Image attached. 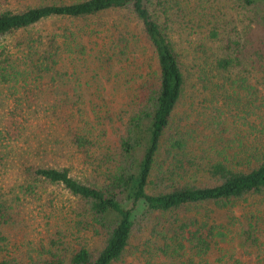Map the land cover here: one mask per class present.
Here are the masks:
<instances>
[{
	"label": "trees",
	"instance_id": "trees-1",
	"mask_svg": "<svg viewBox=\"0 0 264 264\" xmlns=\"http://www.w3.org/2000/svg\"><path fill=\"white\" fill-rule=\"evenodd\" d=\"M228 6L245 14V27L228 29ZM107 15L119 21L93 60L111 67L126 56L135 25L157 68L136 82L125 106L89 121L85 112L99 104L79 76L57 67L65 54L88 66V32L66 25L38 39L29 32L48 20L73 25ZM190 80L212 97L230 87L250 104L258 100L264 0H0V264H118L138 251L146 264H249L237 249L264 264L262 215L244 210L217 223L210 209L186 213L264 195V127L251 139L257 125L247 137L218 119L195 148L197 137L176 121ZM64 143L75 161L61 164L52 150ZM51 187L71 201L63 222L33 254H15L9 229L23 223L37 190Z\"/></svg>",
	"mask_w": 264,
	"mask_h": 264
},
{
	"label": "rangeland",
	"instance_id": "rangeland-1",
	"mask_svg": "<svg viewBox=\"0 0 264 264\" xmlns=\"http://www.w3.org/2000/svg\"><path fill=\"white\" fill-rule=\"evenodd\" d=\"M230 3L228 2V5ZM225 10L227 11L226 19L230 23V25L228 24L229 30L245 27L246 19L243 12H237L231 8ZM114 17L107 15L101 20L90 19L87 22L78 20L73 25H70V22L65 20H48L29 32L36 39L47 35L55 28L65 25L72 30L83 28V32H88L83 36V44L87 47V53L90 56L88 58V66L80 65L77 61H74L73 56H76V54H70L67 58L65 57L68 54H65L57 67L64 66L67 69V73L71 74V77L74 74L79 76L84 83L86 94L94 97V101L99 104L94 109L91 105V110H88V113L85 112L87 115L83 117L89 121H92L97 116H103L106 111H117V109L125 106L130 99L133 88L141 81L142 77L150 69L157 68L153 49L145 41L140 29L135 25L130 28L131 35L134 36V46L128 50L126 56L114 57L113 66L111 67L105 63L100 66L99 63L93 60L102 51V47L108 45L111 41V34L107 33V30L114 22L119 21L116 15ZM7 41L12 42V39ZM193 82V80H190L187 86L185 96L177 110L176 121L185 129L193 132L197 137V143H194L195 148L204 147L203 141L218 119L223 120L228 127L235 128L236 132H239L238 128H240L247 137L251 136L249 128L252 125H257L259 132L257 130L253 131L251 139L262 137L258 136L262 135L260 131L264 127V90L259 93L258 100H253L254 102L250 104L245 93H234L230 87L219 89L218 97H212L208 91L201 90L197 92ZM219 84L221 85L222 82H219ZM251 110L255 114L248 116V112ZM214 117L216 119H213ZM107 130V136H112V129L108 127ZM54 154L63 158V160H59L61 164L67 163L65 160L75 161L74 150L66 143L56 145L52 150V156ZM75 173L80 174V169L75 170ZM14 180L15 175L12 172L7 173L4 177V187L10 188L14 184ZM37 191L39 192L38 198L36 197L38 200L23 206L20 218L23 219V223L9 229L11 246L13 252L17 255H23L27 252L33 254V250L63 222V216L67 211L65 206L71 202L64 193H59L53 187L48 189L39 188ZM233 206L224 209L193 208L186 213L188 215L201 216L207 213L206 209H210L211 218L216 220L217 223H221L230 220L233 216L242 215L244 210H252L258 216L262 215L264 219V195L258 198L240 199ZM232 229L235 231L234 227ZM231 238L236 239V234H232ZM233 244L236 246L237 241L233 240L231 245ZM225 246L228 247V245ZM135 253L137 254L130 253L123 262L118 264H146L144 258L140 255L141 253L139 251ZM235 254L236 257L245 259L249 264H253L255 261L253 257H245L241 249H237Z\"/></svg>",
	"mask_w": 264,
	"mask_h": 264
}]
</instances>
